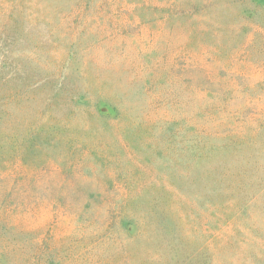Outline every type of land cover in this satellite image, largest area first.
Masks as SVG:
<instances>
[{"label": "rangeland", "instance_id": "374dc122", "mask_svg": "<svg viewBox=\"0 0 264 264\" xmlns=\"http://www.w3.org/2000/svg\"><path fill=\"white\" fill-rule=\"evenodd\" d=\"M0 264H264V0H0Z\"/></svg>", "mask_w": 264, "mask_h": 264}, {"label": "trees", "instance_id": "16d2710c", "mask_svg": "<svg viewBox=\"0 0 264 264\" xmlns=\"http://www.w3.org/2000/svg\"><path fill=\"white\" fill-rule=\"evenodd\" d=\"M124 232L126 233L127 236H129L128 232H126V230L124 229L123 226H120L119 224H117L116 226V232H112L109 234L108 232V238L111 239V242L115 244H118L122 239H124L126 235H124ZM114 255H116L117 253H119V251H121L118 247L114 246ZM47 255V254H45ZM43 255V256H45Z\"/></svg>", "mask_w": 264, "mask_h": 264}]
</instances>
